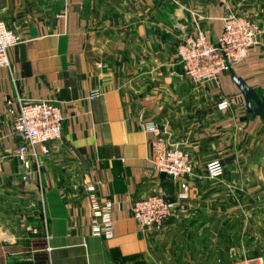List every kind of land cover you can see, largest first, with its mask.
I'll return each mask as SVG.
<instances>
[{
  "label": "crops",
  "instance_id": "0c3cea01",
  "mask_svg": "<svg viewBox=\"0 0 264 264\" xmlns=\"http://www.w3.org/2000/svg\"><path fill=\"white\" fill-rule=\"evenodd\" d=\"M46 1L0 0L20 37L0 69V264H141L176 227L234 210V191L264 180V121L243 111L233 79L264 96V33L245 62L205 85L183 76L176 56L198 29L217 42L230 13L264 28V0ZM19 99L56 100L67 118L49 154L36 148L29 178L13 132ZM144 121L189 154L192 175L154 169ZM213 159L223 178L208 177ZM153 194L175 202L176 216L144 232L132 207ZM98 203L111 206L110 237L92 232Z\"/></svg>",
  "mask_w": 264,
  "mask_h": 264
},
{
  "label": "built area",
  "instance_id": "2783aa9c",
  "mask_svg": "<svg viewBox=\"0 0 264 264\" xmlns=\"http://www.w3.org/2000/svg\"><path fill=\"white\" fill-rule=\"evenodd\" d=\"M223 33L217 42L209 41L205 32L198 29L195 34L185 37L177 46V61L183 76L196 86L218 80L235 65L245 62L258 44L264 28L248 16L230 13L223 19ZM20 42V37L0 20V69L10 68V50ZM99 95L98 90L90 97ZM19 113L13 122V132L22 138L18 147V159L29 178L32 160H37L36 150L41 146L42 153H50V145L62 138L66 123L63 107L52 99H19ZM231 106V100L218 104L224 111ZM143 128L152 134L151 160L154 169L172 178H184L194 172L189 154L178 146H171L160 136L156 122L144 121ZM209 178H223L226 166L220 159H213L206 165ZM91 190V189H90ZM177 205L163 194H153L134 202L132 216L144 232H159L167 222L176 216ZM112 216L110 204H95V220L92 232L96 236L112 235ZM36 233L37 231L34 230ZM232 264H264V257L243 258Z\"/></svg>",
  "mask_w": 264,
  "mask_h": 264
},
{
  "label": "rangeland",
  "instance_id": "374dc122",
  "mask_svg": "<svg viewBox=\"0 0 264 264\" xmlns=\"http://www.w3.org/2000/svg\"><path fill=\"white\" fill-rule=\"evenodd\" d=\"M54 2L47 0L45 5ZM241 107L246 110L244 102ZM234 192L230 199L234 210L218 216L209 213L191 228L176 227L168 238H161L155 258L141 264H232L243 258L264 257V180L258 177L257 184Z\"/></svg>",
  "mask_w": 264,
  "mask_h": 264
},
{
  "label": "water",
  "instance_id": "95a60500",
  "mask_svg": "<svg viewBox=\"0 0 264 264\" xmlns=\"http://www.w3.org/2000/svg\"><path fill=\"white\" fill-rule=\"evenodd\" d=\"M233 79L242 94L247 116L258 117L264 121V96L259 95L244 80L237 76L234 75Z\"/></svg>",
  "mask_w": 264,
  "mask_h": 264
}]
</instances>
